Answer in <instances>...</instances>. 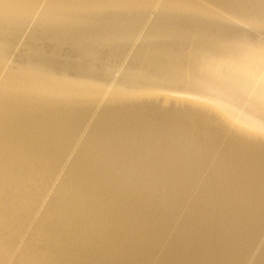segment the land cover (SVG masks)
<instances>
[{"label": "bare ground", "instance_id": "6f19581e", "mask_svg": "<svg viewBox=\"0 0 264 264\" xmlns=\"http://www.w3.org/2000/svg\"><path fill=\"white\" fill-rule=\"evenodd\" d=\"M0 264H264V0H0Z\"/></svg>", "mask_w": 264, "mask_h": 264}]
</instances>
